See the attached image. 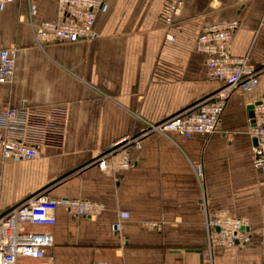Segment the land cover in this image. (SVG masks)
Listing matches in <instances>:
<instances>
[{
	"label": "crops",
	"instance_id": "1",
	"mask_svg": "<svg viewBox=\"0 0 264 264\" xmlns=\"http://www.w3.org/2000/svg\"><path fill=\"white\" fill-rule=\"evenodd\" d=\"M57 1L0 5V51H17L13 79L0 87L2 107L24 100L66 113L62 146L19 163L3 161L0 151V208L41 193L99 208L71 216L60 206L53 227L24 226L50 234L53 246L42 260L16 264H202L203 207L246 223L247 243L218 249L214 264H261L264 167L251 165L247 107L264 97V0H182L170 28L164 0H102L92 39L41 51L28 24L56 20ZM227 21L238 23L230 53L255 67L257 88L229 95L209 137L144 136L148 124L196 111L223 89L208 77L195 41L204 27Z\"/></svg>",
	"mask_w": 264,
	"mask_h": 264
},
{
	"label": "built area",
	"instance_id": "2",
	"mask_svg": "<svg viewBox=\"0 0 264 264\" xmlns=\"http://www.w3.org/2000/svg\"><path fill=\"white\" fill-rule=\"evenodd\" d=\"M12 2L13 0H0V5ZM182 2L164 0L162 21L166 28L173 24ZM57 5L59 17L56 20L40 24L29 22L36 48L43 51L49 43H75L94 37L95 20L104 6L102 0H58ZM237 28L236 21L212 24L204 27L195 41L196 52L205 59L208 77L221 83L223 89L212 97L211 102L200 105L196 111H185L161 123L148 124L144 136L158 135L166 139L171 134L186 139L193 136L209 137L218 131L220 116L229 95L233 91L247 93L257 88L259 78L255 67L246 58L233 57L230 53L233 34ZM174 39L172 36L168 38L169 41ZM16 54V49L0 51V87L11 83L13 79ZM253 119L254 126L248 132L253 141L251 165L258 170L264 167V97L255 106ZM65 122L66 113L61 108L27 107L24 100H21L20 107H2L0 100L2 160L12 163L31 161L37 158L41 147L62 146ZM129 144L127 139L120 145H124L122 149H125ZM121 159L122 167H127V156L124 154ZM103 160L98 164L102 169L105 168ZM198 177L201 181L200 172ZM60 206H64L71 216L90 215L94 209L99 208L81 200L62 201L42 193L4 213L0 208V264H16L18 258L44 259L46 251L53 246L52 236L26 231L24 226L53 227ZM203 211L207 257L202 264H214V254L220 248L247 243L246 232L242 231L246 228L244 221L230 219L222 214L208 215L205 207ZM148 226L157 231L160 229L155 223ZM261 264H264V258Z\"/></svg>",
	"mask_w": 264,
	"mask_h": 264
},
{
	"label": "water",
	"instance_id": "3",
	"mask_svg": "<svg viewBox=\"0 0 264 264\" xmlns=\"http://www.w3.org/2000/svg\"><path fill=\"white\" fill-rule=\"evenodd\" d=\"M257 105H259V102L254 103V104H252V105H249V106L247 107L248 116H249V118H250V120H251V124H252L251 126H254V119H253V117H254V108H255V106H257ZM242 231H246V232H247V229H246V228H243ZM236 244H237V243H236Z\"/></svg>",
	"mask_w": 264,
	"mask_h": 264
},
{
	"label": "rangeland",
	"instance_id": "4",
	"mask_svg": "<svg viewBox=\"0 0 264 264\" xmlns=\"http://www.w3.org/2000/svg\"><path fill=\"white\" fill-rule=\"evenodd\" d=\"M29 25V24H28Z\"/></svg>",
	"mask_w": 264,
	"mask_h": 264
}]
</instances>
